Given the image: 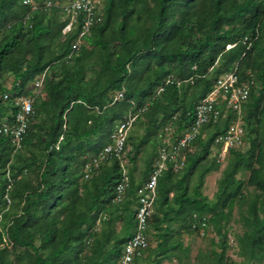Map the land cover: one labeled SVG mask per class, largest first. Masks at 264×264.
<instances>
[{"label":"trees","instance_id":"obj_1","mask_svg":"<svg viewBox=\"0 0 264 264\" xmlns=\"http://www.w3.org/2000/svg\"><path fill=\"white\" fill-rule=\"evenodd\" d=\"M23 1L0 0V122L44 77L21 146L0 134V264H119L135 232L137 189L165 132L175 141L192 124L196 103L231 71L253 81L242 108L245 147L229 149L209 198L202 188L220 165L215 139L233 113L201 127L182 166L158 175L148 246L130 264L264 263V0H103L101 20L75 51L79 23L63 33L68 19L59 8L34 0L40 6L31 10ZM5 73L9 87L1 83ZM129 114L136 118L122 159L84 178L85 163ZM139 151L146 153L142 177L128 168V187L116 201L123 158L132 153V162ZM235 207L238 262L227 255ZM202 221L214 233L211 248L190 261L181 236Z\"/></svg>","mask_w":264,"mask_h":264},{"label":"built area","instance_id":"obj_2","mask_svg":"<svg viewBox=\"0 0 264 264\" xmlns=\"http://www.w3.org/2000/svg\"><path fill=\"white\" fill-rule=\"evenodd\" d=\"M23 4L29 5L31 10H35L40 5L34 0H24ZM43 5L49 9L57 7L61 13L68 19L65 27L71 30L76 24H80V30L75 42L72 44V51L77 50L83 42V36L88 34L90 28L101 20L102 4L101 0H68L64 3L48 0ZM27 18V16H26ZM64 27V28H65ZM231 45H228L230 47ZM44 74L37 76L33 81L34 88L41 90ZM166 80V82H168ZM251 81L240 82L235 71L225 73L218 77L210 92L195 105L194 119L192 124L187 127L175 140H163L158 148V156L153 165V169L147 175L145 181L137 189V207L135 211V232L126 241L123 246L122 256L119 264H130L135 255H139L142 250L148 246V220L153 212V206L156 199V185L160 172L170 165L174 170L180 168L184 161V149L199 134L200 129L207 123H217L223 120L228 112L233 113V119L223 133L215 139L221 147L217 153L218 160L221 161L229 149L241 147L243 145V120L242 108L246 102L249 93ZM161 89V88H160ZM8 97L7 93L3 98ZM122 97L118 92L116 98ZM16 111L10 120L0 122V134L10 137L12 143L18 147L26 133L29 124L34 116L33 97L31 95H20L15 98ZM136 118V114L122 120L111 134V141L106 144L96 155L87 161L83 168L84 178H88L95 172L101 164L110 159H122L125 151V143L128 130ZM128 176L123 169V177L115 189V200L120 201L128 187ZM7 198V202L10 199ZM205 222H201V228L204 230ZM195 224H193V227ZM199 227V228H200Z\"/></svg>","mask_w":264,"mask_h":264},{"label":"rangeland","instance_id":"obj_3","mask_svg":"<svg viewBox=\"0 0 264 264\" xmlns=\"http://www.w3.org/2000/svg\"><path fill=\"white\" fill-rule=\"evenodd\" d=\"M55 2H59V3H64L67 2L68 0H53ZM101 4L103 5V0H101ZM61 13V12H60ZM62 14V13H61ZM63 15V14H62ZM63 18H65V16L63 15ZM68 32V29L65 27L63 28V33ZM1 83H3L4 86L9 87L12 81V75L10 73H5L3 75V77L1 78ZM31 89H32V97L33 99L37 98L38 96L42 95L41 90L39 91L37 88H34V85L32 83V85H30ZM129 132V130H128ZM171 132L170 131H166L165 132V136L163 138V140H171ZM155 142V141H153ZM21 146V145H20ZM20 146L16 147L19 148ZM241 147H245V142H243V145ZM129 149V147H127V150ZM145 154L143 151H139L136 155H135V160L134 161H130L131 157H132V153H130V156H127V154L125 155V158H123V165H124V170L125 172H127V169L130 168L132 170V174L134 175V177L136 179H140L142 177V172L144 170V159H145ZM215 154V150H212V155ZM228 154V152H227ZM227 154L225 155V157L220 161V165L219 168L215 171H212L208 174L205 175L204 178V185L202 188V193L205 194L207 197L211 198L216 190L217 187V181L219 179V177L221 176L222 170L224 169L226 162H227ZM238 176H241L243 178H246L247 175L246 173H242L239 174ZM249 189H251V187H249ZM98 222L96 223V227H98ZM119 226V222L117 223V227ZM228 239H229V244L230 247L227 250V255L234 261L238 262L241 260V257L238 256L237 254V245H236V240H235V236L236 234L241 233L242 231V226L241 223L239 222V210L237 207L234 208L233 210V217L231 219V221L228 223ZM197 232L194 233H182L181 239L184 243V245L189 246L190 252H189V259L190 261H194L195 257L197 255V253L201 250V251H206L209 250L211 248V243H210V239L211 237L214 236V233L211 231L210 228L206 229H202L201 227L197 229ZM154 242H151V245H153ZM162 264H178V262L173 259L172 261H167L164 260ZM264 264V263H262Z\"/></svg>","mask_w":264,"mask_h":264}]
</instances>
